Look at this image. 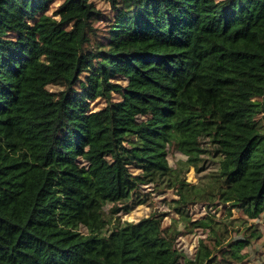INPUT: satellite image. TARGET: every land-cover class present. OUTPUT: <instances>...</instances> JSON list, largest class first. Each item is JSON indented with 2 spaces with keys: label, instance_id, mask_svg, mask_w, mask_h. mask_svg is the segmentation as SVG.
<instances>
[{
  "label": "trees",
  "instance_id": "16d2710c",
  "mask_svg": "<svg viewBox=\"0 0 264 264\" xmlns=\"http://www.w3.org/2000/svg\"><path fill=\"white\" fill-rule=\"evenodd\" d=\"M106 1L99 35L93 1L0 0V264H179L167 213L120 219L146 185L185 216L213 197L264 213V0ZM189 222L210 230L186 264H238L260 236Z\"/></svg>",
  "mask_w": 264,
  "mask_h": 264
},
{
  "label": "rangeland",
  "instance_id": "374dc122",
  "mask_svg": "<svg viewBox=\"0 0 264 264\" xmlns=\"http://www.w3.org/2000/svg\"><path fill=\"white\" fill-rule=\"evenodd\" d=\"M93 1L94 6L103 14L102 19L94 23L95 32L102 35L106 32V25L108 20L106 16L109 15L110 5L106 0H90ZM59 2L51 4L50 13L56 11ZM53 91L60 90V86L51 85ZM115 94H113V97ZM106 103V98L99 97L95 101H91L92 108H100ZM186 156L179 151L170 150L168 159L170 164L179 171V174L184 177L185 181L190 185L202 184L204 181L200 179L195 171L193 165L186 164ZM143 191L149 193V201L147 204H141L136 209L130 212H122L120 219L122 221H138L152 212L161 211L167 213L164 218L165 224L175 225L179 230L177 236V248L180 251L181 258L179 264H186V259L193 257L195 249L201 239L206 240L210 227L198 226L192 227L189 220H205L211 227L221 234L226 228L228 232L225 233L229 241L242 239L245 236L244 228L246 226L254 225L256 232L260 233L259 237H251L250 243L243 246L241 252L248 253L244 260L238 264H262L264 262V213L258 218L252 219L247 215L243 208L233 206L231 202H224L218 197H213L210 200H197L192 202L188 207L189 215L185 216L174 208V200L179 197L176 188L168 187H154L152 185L143 186ZM243 221H246L244 223ZM116 222L111 223V227ZM239 228V231L236 229ZM82 230H86L82 228ZM255 232V233H256ZM226 242L223 243L225 245Z\"/></svg>",
  "mask_w": 264,
  "mask_h": 264
}]
</instances>
